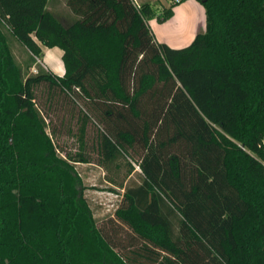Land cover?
<instances>
[{
	"label": "trees",
	"instance_id": "obj_1",
	"mask_svg": "<svg viewBox=\"0 0 264 264\" xmlns=\"http://www.w3.org/2000/svg\"><path fill=\"white\" fill-rule=\"evenodd\" d=\"M186 1L156 13L66 0L65 25L49 0H0V264H264V0H196L205 32L182 49L158 43L149 20ZM8 36L28 68L42 47L62 49L65 74H28ZM42 86L47 111L71 103L76 152L54 140ZM80 163L128 167L108 177L124 191L109 189L121 200L108 226Z\"/></svg>",
	"mask_w": 264,
	"mask_h": 264
},
{
	"label": "rangeland",
	"instance_id": "obj_2",
	"mask_svg": "<svg viewBox=\"0 0 264 264\" xmlns=\"http://www.w3.org/2000/svg\"><path fill=\"white\" fill-rule=\"evenodd\" d=\"M158 7V6H157ZM156 7V8H157ZM161 13V11H160ZM152 20H156V22L159 25H164L170 21V19L166 22H159L157 18H153L149 20V25L157 38V33L155 31V28H152L151 22ZM179 30L171 31L169 36H171V39L174 40V35L176 36L175 40L177 39V35L179 34ZM159 34V33H158ZM160 35V34H159ZM191 42H186L184 40H181L178 44V48L176 49H182L186 48L191 45ZM8 43L11 47V49L14 52L15 57L17 58L18 63L24 68L25 71L28 72V74H37L40 69H44L45 65H49L52 67L56 72H61L64 68L63 62L60 58H47L45 60L42 59H34L35 63L32 64L33 66L28 68V65L34 62L30 61L31 53L29 50H27L17 39L13 38L12 36H8ZM46 63V64H45ZM51 72V71H50ZM46 88L45 86H42L39 88L38 91V100L37 103L39 107L43 110L45 115H48V121L50 119L52 120V124L57 130L59 131L60 135L54 139L56 142L58 141L61 146H63L66 150L71 152H76L78 150V144L76 142V138L71 137V135L68 133V130L71 129L72 132L75 134L77 132V122L76 120H71V103L70 102H63V104H59L56 107H53L50 111H47L43 106V102L45 100L44 97H46ZM48 113V114H47ZM63 116H65V121L63 124ZM94 125V124H93ZM88 151L87 154L95 161L98 160V155L95 150H93V143L96 136V126H89L88 128ZM49 133H51L50 130H48ZM123 168L120 169V171H113V173L110 175L107 171L100 168L96 164H77L76 168L78 172L80 173L82 179L84 180L87 190L85 191V196L88 200V203L90 207L93 210L94 218L98 222V225L100 227L108 226L110 220L113 219L114 212L118 205L120 204L121 197L117 193H113L109 191L110 188H114L116 192L123 194V190L117 189L114 186H112L109 183L108 177H116L119 178V180H122L126 172L128 170V167H126V163H123ZM137 174H141V171L136 168V171L133 173L132 180L134 182H137ZM120 231L122 230V233L124 238L128 236V230L125 228L119 227Z\"/></svg>",
	"mask_w": 264,
	"mask_h": 264
},
{
	"label": "crops",
	"instance_id": "obj_3",
	"mask_svg": "<svg viewBox=\"0 0 264 264\" xmlns=\"http://www.w3.org/2000/svg\"><path fill=\"white\" fill-rule=\"evenodd\" d=\"M135 4H150L156 13H160L165 7H169L172 3V0H133ZM158 6V7H157ZM157 7V8H156ZM48 10L53 13L63 24L69 25L75 19L74 14L71 9L67 6L66 0H49ZM152 28H155L157 33V42L161 44H167L169 47L176 49L181 40L186 42L194 41L197 34L205 32L206 30V15L204 7L197 2L196 0H188L174 8L173 17L170 21L164 25H159L156 20L151 22ZM179 30V34L174 35V40L169 36L171 31ZM43 49V60L47 58L54 59L60 58L62 60L63 50L55 48H46ZM47 60V59H46ZM63 62V60H62ZM46 64V63H45ZM64 66V64H63ZM47 71H51L58 76H63L65 74V67L61 72H56L49 65H45Z\"/></svg>",
	"mask_w": 264,
	"mask_h": 264
}]
</instances>
